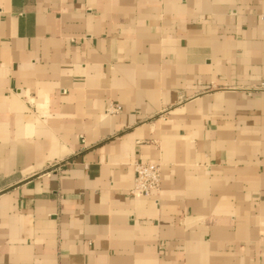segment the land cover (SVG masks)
Returning a JSON list of instances; mask_svg holds the SVG:
<instances>
[{
	"label": "crops",
	"instance_id": "crops-1",
	"mask_svg": "<svg viewBox=\"0 0 264 264\" xmlns=\"http://www.w3.org/2000/svg\"><path fill=\"white\" fill-rule=\"evenodd\" d=\"M262 82L264 0H0V264H264Z\"/></svg>",
	"mask_w": 264,
	"mask_h": 264
},
{
	"label": "built area",
	"instance_id": "built-area-1",
	"mask_svg": "<svg viewBox=\"0 0 264 264\" xmlns=\"http://www.w3.org/2000/svg\"><path fill=\"white\" fill-rule=\"evenodd\" d=\"M257 89L264 90L262 82ZM118 109L110 105L108 111L113 112ZM161 185V169L158 163L136 162L134 163V179L131 192L138 195L149 196L156 193Z\"/></svg>",
	"mask_w": 264,
	"mask_h": 264
}]
</instances>
